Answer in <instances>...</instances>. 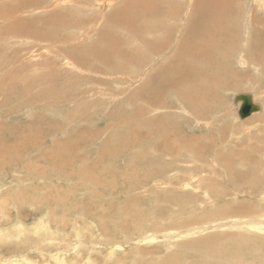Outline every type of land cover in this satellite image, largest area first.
Listing matches in <instances>:
<instances>
[{
    "label": "rangeland",
    "instance_id": "374dc122",
    "mask_svg": "<svg viewBox=\"0 0 264 264\" xmlns=\"http://www.w3.org/2000/svg\"><path fill=\"white\" fill-rule=\"evenodd\" d=\"M112 2L104 13L94 8L99 6L93 0H0V121L13 131L38 128V137L29 140L36 138L34 142L19 152L20 145L8 147L13 153L0 162V264H264V231L224 225L188 237L169 236L210 222L225 223L244 212L264 219V83L238 91L245 85L241 76L249 72H241L231 59L225 69L238 73L237 91L225 95L218 88L219 101L196 108L198 123L211 122L212 130L219 129L212 133L186 112L179 113L184 104L175 95L167 94L159 103L130 99L139 84L134 82L144 79L134 66H145L148 74L172 61L188 13L165 21L174 27L172 39L161 50L163 56L149 63L152 57L143 45L138 47L133 37L104 18L123 0ZM244 4L250 14L264 16V0ZM16 20L24 23V30L12 26ZM258 26L260 33L248 30L264 46V24ZM103 28L122 40L115 49L134 51L130 66L120 63L102 41ZM242 37L239 28L233 29L225 47L231 51ZM94 46L103 54L111 52V61L94 59ZM256 60L247 62L251 72V65L260 69ZM51 75L58 79L51 80ZM222 77L229 82L228 74ZM108 91L115 99H107ZM243 94L259 106L245 118L238 113L242 101L234 97ZM218 105H231L232 117L209 116ZM158 106L168 108L153 109ZM162 117L168 121L159 125ZM162 133L167 134L165 143ZM11 134L0 138V144L9 146ZM58 145L74 147L65 155ZM217 155L227 156L230 163L248 155L235 172L249 179L259 166L254 186L232 182ZM233 208L237 213L230 212ZM153 234L157 236L148 237Z\"/></svg>",
    "mask_w": 264,
    "mask_h": 264
},
{
    "label": "bare ground",
    "instance_id": "6f19581e",
    "mask_svg": "<svg viewBox=\"0 0 264 264\" xmlns=\"http://www.w3.org/2000/svg\"><path fill=\"white\" fill-rule=\"evenodd\" d=\"M94 1H96L98 3L97 6H99L94 8L95 9L100 8L99 10L101 12L104 11V8L106 9L108 7H111V5L113 4L112 0H93V2ZM246 1H244V3H246ZM244 3L242 9H239L240 0H185V3L176 2L175 4H172V1L170 2V0H123L122 5L120 4L121 5L120 7L115 8V10L111 9L112 12L105 14L104 18L107 17L108 22L114 28L125 32L126 35L127 34L130 35L129 36L130 38L133 37V39L131 38L132 40H134L133 42L140 43V45H137L138 47H141L143 45V47L150 53V56L152 57V59L149 60L150 63L151 61L155 62L159 60V56L162 55L161 50L162 53L166 51L168 43L172 39L173 36L172 29L174 27L166 25L165 21L168 18L179 20L182 14L184 15L185 13H188V18L186 19V22L184 23V25L180 26L181 28L183 26L184 28L186 27L185 34L184 36H182L180 40V44L177 46L175 53L176 55L174 56L172 61L168 60L167 62L161 64L160 66H156L154 70L152 72H149L148 74H146V70L144 69L145 66L144 67L134 66L135 67L134 71L136 70L137 74L141 78L144 77V79L141 82H134V84L136 83L139 84L136 87L134 93L131 94L130 99L137 101H140L141 99L143 100L147 99L149 102L159 103L165 95L167 94L175 95V97L181 103L184 104V106H180V108L178 109L179 113L184 111L188 114V116H190L191 119H197L198 127L205 126V128L210 132L217 131L218 128H216V130H212L213 124L211 122L198 123L199 120H198V114L196 112V108L199 107L205 109L208 102L219 101V99L221 98L219 97V94L216 91V89L218 88L222 89L225 92V95L228 91H233V92L237 91L235 77L238 75V73L235 70L229 72L227 69H225L227 67L226 64L231 59H236L235 62L237 66H239V68L242 67L240 68L241 72H249L241 76V80L245 81L244 83L245 85H243L241 89H238V91L245 90L246 89L245 86L247 85H249L247 86L248 89L254 90L256 88L255 86L256 83L259 84L264 83V52H263L264 46L260 45L261 41H257L258 38L254 37V40H252L250 35L251 32L248 30L251 27L256 33H260L261 31H263L258 25L264 24V16L260 12L254 15L250 14L248 11H246L245 8L246 5ZM181 4H184L185 6V9H183V11L181 10L182 7ZM90 6L93 7L94 4H91ZM2 9L6 10V12L9 13V11H7V7H2ZM178 10H180V12ZM57 15L58 14L56 13V16ZM64 16L66 17L68 15L65 14ZM58 17L62 18L61 15H59ZM20 23L24 24L21 20L18 21L16 20L15 23L12 24V26L16 27L17 24L20 28L24 30L25 26L20 25ZM236 28H239L240 34H243L242 37L243 40L239 41L236 44V46L232 48L231 51H229L227 47H225V45L226 42L228 41V37L231 36L232 30ZM100 33H101L102 41H104L107 44V46L112 47V50L116 53V55H118L117 56L119 58L118 61L120 63L126 64L127 66H130L131 61L135 60L133 54L134 51L131 49H129L130 51L129 50L122 51L115 49L114 46L118 45V43H120L122 40L118 38L115 33H111L107 28H103L100 31ZM148 35L150 36L148 37ZM244 35H247V38ZM6 37L15 38L14 35H7ZM19 38H23V37H19ZM125 42H127L126 38H125ZM233 49L236 52L238 53L240 52V53L236 54L235 52H233ZM91 51L94 53V59L101 60L102 63L111 61V52H107L106 54H103V52H99L98 50H96V46H94ZM67 56H72V55L67 54ZM249 58H252L253 60L257 59L256 61L259 62L260 69H258L256 65H251V69L255 70L254 72H251L246 67ZM93 69L97 70V68H93ZM109 70H111L112 72H121L113 69H109ZM120 70L122 69L120 68ZM256 72H260V73L257 74ZM224 74H228L227 78H229V82L223 81L222 75ZM50 79L54 81V79H58V78H55L54 75H51ZM83 79L86 82L92 81V79L89 76H85L83 77ZM31 87L32 84H29L27 86V89ZM121 92L120 93L117 92L115 96L117 98H120ZM107 94L108 95L106 96L108 100L115 99L113 95H109L110 94L109 91ZM237 96L238 95L234 97ZM228 99L229 98L227 97V100ZM239 105L241 106V103L237 104V106ZM165 108L168 107L158 106V107H154L153 109L164 110ZM219 108L220 110L217 111V109ZM231 110H232L231 105H227V107L225 108H223L222 106L219 107L216 106L215 109L211 111L208 115L213 116L215 113L217 114L228 113L227 118L229 117L231 118L232 117ZM224 118L226 119L225 114H224ZM208 120H210V118H208ZM167 121H168L167 118L162 117L157 119L156 122L159 125H161V124H165ZM70 125L72 126V124ZM13 129L11 127H7L3 120L0 121L1 139L4 138V135L7 136L9 135L10 132H12L11 134L12 143L10 144L8 143L9 146L6 145L5 142H4L5 144L4 143L0 144V162L2 161L3 158L9 157L13 153L9 151L10 148L8 149V147L15 149V146L20 145L21 147L20 149L17 150V152L22 151V149L26 148V146H28V144L32 141L29 140L32 138V136H34V134H36L35 130H37L38 128L36 129L30 127L20 128V130H16V131H13ZM85 129L86 128H84V130ZM159 130L164 131L165 129L159 126ZM37 132L39 133L40 131ZM73 132H76L77 134V130ZM219 133L220 136H222L223 130L221 129ZM29 134L30 137H26ZM36 135L38 137V134ZM120 136L121 137L119 138L121 140L119 141H121L122 145H125L126 143L125 138L122 135ZM63 139L69 140L68 137H65ZM161 139L163 143H165V141L167 140V134L162 133ZM34 140L32 142H34ZM73 147L74 146L69 145L68 147L61 146L59 148L58 145L57 150L58 152L66 155L67 150L69 151V149ZM113 151H115V149ZM241 156L243 158L238 159V161L245 162L246 157L248 155L246 157L244 155ZM216 159L220 160L222 158L218 156ZM249 159L253 160L256 158L253 159L249 158ZM222 160L224 161L223 168L224 170L229 171L227 172L230 173L232 182L236 184L238 181H243V182L251 183L253 185L252 182L255 180V177H258L256 170L259 168V166L253 168L254 171L249 173V179H247L240 177L239 174L237 173L238 171L235 172L236 171L235 165L237 166V164L239 163L238 161L230 163L227 156H225L224 159ZM60 162L61 164H63L64 160H60ZM246 163H247L246 165H248V162ZM255 165L256 164H254V166ZM261 165L262 164L260 161V166ZM234 173L237 178L234 177ZM239 207L242 208L241 209L242 211L246 210L244 204H241ZM223 209L224 208L218 210V215L219 214L221 215L223 213L222 212ZM233 210L234 211H231L230 209V212L237 213L234 208ZM244 213L242 214L243 217L241 216L239 218L232 217L233 220H230L225 223L220 222L218 220L219 222L214 221L215 222L214 226H212L213 224H211L213 222H210L207 226L206 225L200 226L199 228L192 227L191 229L184 230L182 233H175V234L173 233V234H169V236L170 238H175V237L179 238L181 235H187L188 237L194 235V233L196 232L198 233V231H203L204 229H206L207 232L208 228L219 229L224 225H225L224 227L228 229L235 227H244V228L257 229L259 232L264 231V219H259L257 217H254L255 214L253 216L252 215L246 216ZM149 236L156 237L157 234L148 235V237ZM245 242H248V240H246ZM26 264H35V263H26Z\"/></svg>",
    "mask_w": 264,
    "mask_h": 264
},
{
    "label": "water",
    "instance_id": "95a60500",
    "mask_svg": "<svg viewBox=\"0 0 264 264\" xmlns=\"http://www.w3.org/2000/svg\"><path fill=\"white\" fill-rule=\"evenodd\" d=\"M237 98L242 101L241 106L238 110V113L241 118H245L249 116L252 112L259 109V106L252 104L250 95L248 94L238 95L235 99Z\"/></svg>",
    "mask_w": 264,
    "mask_h": 264
}]
</instances>
